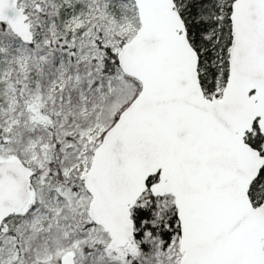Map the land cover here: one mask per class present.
I'll use <instances>...</instances> for the list:
<instances>
[{
    "label": "snow or ice",
    "instance_id": "1",
    "mask_svg": "<svg viewBox=\"0 0 264 264\" xmlns=\"http://www.w3.org/2000/svg\"><path fill=\"white\" fill-rule=\"evenodd\" d=\"M0 264H264V0H0Z\"/></svg>",
    "mask_w": 264,
    "mask_h": 264
}]
</instances>
